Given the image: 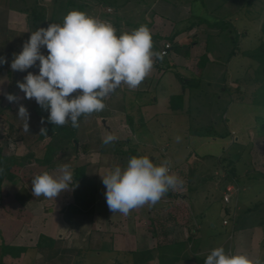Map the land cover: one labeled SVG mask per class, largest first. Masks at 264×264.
Returning a JSON list of instances; mask_svg holds the SVG:
<instances>
[{
	"label": "crops",
	"instance_id": "obj_1",
	"mask_svg": "<svg viewBox=\"0 0 264 264\" xmlns=\"http://www.w3.org/2000/svg\"><path fill=\"white\" fill-rule=\"evenodd\" d=\"M196 1L197 0H156L152 7L146 11L144 22L151 31L152 39L155 37H160L162 39L158 45L161 51L166 42H170L172 48L167 56L161 55L162 58L155 60L153 71L139 87L131 90L127 85L122 84L121 87L104 100L106 108L103 111L91 115H84L83 118L79 119V127H77L78 136L80 142L86 147V151L81 148V146L74 145L72 142L65 149L58 151L53 162L49 165L42 163L45 152L41 156L42 158H38L35 153L31 152L30 159L32 158L40 164L37 168L38 173L35 172L36 169L33 168L34 166L27 164L26 160L21 162L22 165L17 167V170H20V168L21 170H23V168H28L29 174L25 181H31L35 175L43 171L58 174L57 169L63 164L70 166V171L73 176L75 168L87 166L86 178L82 181H78L75 185H72L71 182L70 189L62 192V194L65 193V195L67 193L65 198L67 202L65 204L60 201V199L62 200L63 198L60 195L55 200L45 199L42 196L38 198L34 197L32 195L31 183L25 186L21 185L17 188H14L13 182L5 181L3 183L0 191V264H9V261H19L32 254H36L42 259V255L36 249L40 236L45 235L56 240H61L63 244L66 242L64 231L66 228L69 229L73 226L74 231H77L78 238H74L78 239L76 241L77 245L72 242L71 246L65 247L74 250L86 249V252L93 251L103 253L107 251H98L93 244L99 247L100 243L104 244L105 242L113 248L109 252L124 255L126 258L128 256L130 262L127 261V264H159L158 246L184 242L190 237L187 236L185 238L183 234L181 235L179 228H177L180 224H175L172 220L174 218L172 215L175 213L173 207L176 203L174 197L166 206L160 204L159 201L154 206L145 205L135 209L127 216L119 212H111L106 203V188L102 183L101 176L105 175L115 166L125 167L128 162V154H125L126 150L131 147L138 153L136 146L146 144L145 139H147L149 135H151V138L152 134L154 136L152 130H157V128L166 130L162 135H158L157 139L161 138L159 140H166L169 138L167 137L171 133L169 128L172 129V124L175 122L176 118L178 119L176 115L180 113L182 115L189 113L192 99V94L189 90L190 86L187 85V83L183 84L177 78L175 72H178L186 81L199 80L202 79L201 77L203 74L209 69L208 65L216 62L212 56V52L207 47L208 41L205 39L207 36V31L204 29L205 25H183L192 15L199 16L198 13L193 12L194 3ZM87 5L88 7L86 10L88 15L97 17L95 12L97 8L91 0H87ZM102 8L105 10L104 12H106L107 8L113 9L111 17L116 23L118 36L125 32V25H133L130 19H127L125 16L121 17L117 15L115 13V7L108 6L105 8L102 6ZM2 12L6 13L7 21L4 24H0V57L5 58L7 63L0 64V96L6 99L5 93H11L18 97V100L13 102V106L8 103L3 107H7L8 112L18 113V108L22 104L27 108L33 119L34 115H36L38 119L41 120V114H45V121L48 111L43 110L34 99L29 100L24 98L25 94L17 86L18 81L23 82V78L27 75V72L30 71L34 74H38V67L34 66L25 72L12 71L10 67L13 54L19 53L22 50L23 43L29 39L31 32H33L32 28L26 24V22L22 23L23 20L26 21L27 15L14 10H2ZM56 23H58V20ZM47 26L48 25L44 27ZM135 26L139 25L135 24ZM175 31L179 32L178 35L173 41H169V38ZM243 34L244 32L240 33L236 28H233V35L231 34L232 37L230 38L232 39L237 36L239 44L241 42L240 40L243 42L245 39ZM201 35L204 36L202 37ZM155 41L157 40L155 39ZM153 45V50L156 51L155 43H153ZM239 46L240 45H238V47ZM41 51L47 55L46 48H42ZM187 52H189V57L185 55ZM205 54H207V60H199ZM239 54L240 52L237 51L235 55ZM38 63L39 62H37V64ZM179 95H183V99H175V101H172ZM171 118L173 119L171 120ZM36 120L37 119H34V123ZM224 120L227 122L229 117L224 116ZM183 121H185V119ZM252 122L253 121L245 123L247 124L245 130H249L248 127L254 125ZM28 123L29 127L36 126L31 121H28ZM69 124L70 122L65 126ZM20 125H24V121L21 119L10 126L12 129H19ZM240 130L241 129H239L237 125H234L231 130L228 131L229 135L226 139L229 140L230 146L236 142L241 143L246 139L250 140L252 143V150L261 144L259 140L262 139V144H264L263 132L259 133L260 136L256 137L257 140H253V133L249 135L247 132L244 137L238 136ZM108 134H112L116 137L114 140L115 142L124 144L122 148L125 152L123 151L116 155L112 143L107 145L103 143L104 137ZM46 140L47 138L41 141L43 143ZM35 142L39 143L40 140L37 138ZM252 150V161L258 168V172L261 173L260 175L264 177V150L262 153L258 154H256V150ZM16 153L17 152H13L12 157H24L21 155L17 156L19 154ZM4 155L8 156L6 153ZM139 155L142 156L141 154ZM148 156L151 157L154 163H160L157 160L160 158L158 153L155 156L154 152L151 151ZM220 156V164H222L221 166H225V173H229L228 176L230 180H238L235 161L223 157L222 154ZM171 167L174 169L173 174H185L184 165H175ZM232 169L234 173L230 172ZM31 171L34 173H31ZM20 176L21 175L18 173L17 179H21ZM90 179H92V185L89 190L90 194H88L86 198L87 200L89 198L92 199V203L84 204L79 201L80 198H84V193L80 192L81 194L79 193L78 197L76 189L78 192L82 187L80 184ZM19 192L22 194L21 197L17 196ZM68 195L70 196L68 197ZM69 198L70 200H68ZM12 201L18 206L20 213L18 212L16 214L13 211ZM261 202L262 201H260V203ZM71 205H74L75 209L73 210L72 217H69L70 215L66 216L67 221H65L64 212L66 208ZM259 207L260 206L246 207V210L252 212ZM30 209L34 212L30 213L29 211H32ZM163 210L166 211L165 213H167V216L172 222L171 220L164 219L165 215L162 214L163 212L161 213ZM190 214L194 215L192 210ZM14 216L18 220L22 216L23 222H21L20 225L15 223L17 226H13L12 220ZM23 216L27 218V220L30 219V221H25ZM56 217L60 219V225L58 226L54 224V218ZM153 217L157 219L162 218L161 221H166L165 224L169 227L168 230L165 232L161 231L162 233L158 231L155 232V234H144L140 223L143 222V219ZM9 218L12 220L10 221ZM34 219H38L37 221L42 225L43 229L41 231H39V229L37 230L38 234L36 240L32 242L33 233H36V228L33 227L32 229L30 224L33 223ZM262 222L263 223L259 222L246 227L243 226L238 230L235 229L232 236L235 246L229 254L246 253L253 259H261L263 253L262 247L264 245V221ZM126 224H128V228ZM134 224H137L140 230H138ZM226 225H229V222ZM25 233L28 236H26ZM191 238L199 242L198 235ZM3 244L24 246L28 248V252L24 253L20 259L4 256L2 252ZM127 246L131 247L128 248ZM122 247L125 248L123 249ZM149 250L150 256L143 259L141 254ZM209 253L210 252L204 253L200 249V243H197L195 251L192 252L190 248L182 251L180 253V261H177L175 264H203L199 258L207 257Z\"/></svg>",
	"mask_w": 264,
	"mask_h": 264
},
{
	"label": "rangeland",
	"instance_id": "obj_2",
	"mask_svg": "<svg viewBox=\"0 0 264 264\" xmlns=\"http://www.w3.org/2000/svg\"><path fill=\"white\" fill-rule=\"evenodd\" d=\"M155 1L118 0L119 7H116L115 13L121 17L125 16L133 23V25H125L124 31L131 32L133 29L145 25L146 11L152 7ZM36 3L41 6H49L50 12L54 10V0H0V24H4L7 21V15L2 10L21 11L34 6ZM60 4L64 5L62 1L55 5L56 19L58 21L63 19L65 15V9ZM95 7L97 8L95 10L96 15L100 17L105 10L100 5H96ZM193 12L198 13L206 21L223 20L227 22V24L215 27L205 24L204 27L205 31H207L205 38L208 41L207 47L212 52V56L216 62L208 65L209 69L203 74L202 79L191 82L189 89L192 94L190 111L188 114L182 115L180 113L176 115L178 119L176 118L172 124L173 128H169L171 132L167 136L169 138L159 140L161 138L157 139L158 135H162L166 130L158 128L157 130H152L154 136L152 134L151 138V135H149L145 139L146 144L142 146L137 145L136 150H138V153L137 151L136 153L148 156L153 151L155 156L157 153L159 154L160 158L157 159L159 162L169 160L170 165L173 167L175 165L185 166V174L180 173L177 175L183 181V184L176 190H171L176 202L173 207V211L175 212L172 215L175 218L172 219L173 222L180 224L177 228H179V232L185 238L187 236L196 237L198 235V243H200V249L204 253L210 252L218 246H223L226 252L229 253L235 246L232 240L235 229L238 230L243 226L246 227L259 222L263 223L262 221H264V177L260 175L261 173L258 172V168L252 161V143L250 140L245 138V141L241 143L236 142L230 146L229 140L226 137L214 136V133H228L234 125H237L241 129L238 136L244 137L247 132L249 135L253 133V140H257L256 137H259V133L264 130V106L255 103L253 101L254 95H252L258 88L259 82L248 80L249 77L253 76H258L259 79L264 78L262 67L255 59L243 54L241 55V51L256 50L264 42V36L261 32L264 20V0H197L194 3ZM25 22L30 26L27 16L26 21L23 20L22 23ZM193 22H195V19H190V21L185 22L183 25H190ZM135 24L139 26H135ZM233 28H236L240 33L244 32L243 36L245 39L243 42L240 40L241 42L238 44L240 45V54L231 56L236 43L230 38L232 37L230 30ZM161 41L160 37H158L157 41L153 38V43L156 46ZM240 86L241 92L238 91ZM8 103L11 106L14 105L13 102H9L0 96V108ZM48 115L46 114V120ZM224 116L229 117L227 122L224 120ZM30 117L29 121L33 123L34 119H37L34 123L36 126H30L29 132H25L23 125H20L19 129H12L10 126L19 120L16 112H8L7 110L0 114V144L4 154L12 156L13 152H17L16 154H19L17 156L26 157L33 152L38 158H42L41 156L44 154L48 146L47 144L53 142L52 135H48L46 137L47 140L43 143L42 141L39 143L35 142L40 134L41 127L47 121L45 120L44 124H41V120L36 115H34V119L31 115ZM184 119L185 121H183ZM250 121H253L254 125L249 126V130H245L247 127L245 123ZM201 131H204L207 135H199L198 133ZM177 137H180L179 142L176 140ZM259 142L261 144L253 149L256 150V154L262 153L264 150L262 139ZM221 154L223 157L235 161L238 180L235 181L233 178V180H230L229 173H225V166H221L222 164H220ZM149 158L151 159V157ZM26 162L30 166H34L35 172L38 171L37 168L40 165L38 161L27 158ZM28 171V168H23V170L20 168L17 171L21 175V179H16L13 182L14 188L31 183V181H25L28 178ZM171 172L174 173L172 167ZM31 173L34 172L31 171ZM91 180L82 182L80 184L82 187L78 192L76 189L78 197L80 192L84 193V198H80L79 200L81 203H92V199L89 198L87 200L86 198L90 194ZM227 185H232L235 188L229 202L224 201L223 188ZM20 192L17 196L21 197L22 194ZM60 196L63 197L60 201L65 204L67 202L65 199L67 193L66 195L65 193H61ZM173 197H169L166 194L160 200V204L166 206ZM260 201L262 202L260 203ZM11 204L14 208L13 211L17 214L20 209L15 205V202L12 201ZM254 206L260 207L258 209L253 208L254 210L251 209L253 210L252 212L246 210L248 207ZM74 209V205L66 208L64 212L65 221H67L66 216L70 215L69 217H72ZM191 210L194 215L190 214ZM29 212L33 213L34 211ZM165 212V210L161 211L165 215L164 219L171 220ZM9 219L10 221L12 220L11 218ZM54 219V224L60 225L59 217ZM24 220L30 221V219L27 220L25 217ZM37 220L34 219L33 223L30 224L32 229L33 227L36 228V233H33L32 242L36 240L37 230L41 231L43 229ZM161 220L162 218L157 219L153 217L143 219V222L140 221L144 234L167 231L169 227L165 224L166 221ZM225 220L229 222V225L224 224ZM12 222L13 226H17L15 223L20 225L23 222L22 216L19 220L14 216ZM134 226L140 230L137 224H134ZM73 227L66 228L64 231L66 242L62 246H71L72 242L76 243L78 240L74 239L78 238V236L77 231H74ZM126 227L128 228V224H126ZM25 235L28 236L26 233ZM93 245L96 248L98 247L96 244ZM122 248L124 249L125 247ZM262 248L261 260H264V245ZM86 251V249L82 251L84 254L82 256H75L76 251L71 252L65 256V263L74 264L77 260L84 264H127V261L130 262L128 256L126 258L124 255H118L114 252L97 253ZM9 264H43V262L36 254H32L19 261H9ZM57 264H60V262Z\"/></svg>",
	"mask_w": 264,
	"mask_h": 264
},
{
	"label": "clouds",
	"instance_id": "obj_3",
	"mask_svg": "<svg viewBox=\"0 0 264 264\" xmlns=\"http://www.w3.org/2000/svg\"><path fill=\"white\" fill-rule=\"evenodd\" d=\"M42 48L47 49V55ZM153 48L152 34L146 25L118 36L110 22L70 10L62 24L50 23L31 32L22 50L13 54L10 67L20 72L38 67V74L29 71L23 82H17L24 98L34 99L48 111L47 121L54 126L71 122L77 128L82 115L103 111L104 100L122 84L131 90L142 84L153 71L155 60L162 58ZM4 63L7 60L0 57V64ZM5 97L9 102L18 100L11 93H5ZM17 117L24 121L23 130L29 132L30 114L22 104ZM44 122L42 117L41 124ZM40 134L47 135V129L41 127ZM115 139L108 134L103 143L107 145ZM176 140L179 142L180 137ZM57 172L35 175L31 180L32 195L55 200L69 190L73 179L70 166L60 165ZM101 178L109 210L124 216L145 205L154 206L183 184L171 172L169 160L156 164L147 155L132 156L125 167L115 166ZM204 264H264V260L246 253L229 254L218 246L210 251Z\"/></svg>",
	"mask_w": 264,
	"mask_h": 264
},
{
	"label": "trees",
	"instance_id": "obj_4",
	"mask_svg": "<svg viewBox=\"0 0 264 264\" xmlns=\"http://www.w3.org/2000/svg\"><path fill=\"white\" fill-rule=\"evenodd\" d=\"M61 1L64 3V5L60 4V6L65 9V12H64L65 15L72 9L79 10V11H82L88 14V12L86 11L88 7L87 0H54V4L57 5ZM91 2L95 6L100 5L103 7H108V6H112L115 8L119 7L118 0H112V1L110 0L109 1L108 0H91ZM55 5L53 6L54 10L52 12H50L49 6H41L38 3H36L34 6L30 8H25L21 10L20 12L25 13L27 15V19L30 24V27L32 28V31H35L39 27H44L50 23H56L57 14L55 11L56 10ZM111 14L104 12L103 14L100 15V17L109 19L114 24V27L117 30L116 23L113 21ZM190 19H193V20L195 19V22L192 23V26L207 24V26L215 27V26H221L222 24H227V22L223 20H215L213 22H210V21H206L200 16H193V15L190 17ZM190 19L188 21H190ZM58 23L62 24L63 19L59 20ZM261 32H262V35L264 36V20L262 23ZM178 33H179L178 31H175L172 34V36L169 38V41H173L174 38L178 35ZM231 34L233 35V29L230 30V35ZM155 39L158 40L157 37H155ZM231 40L233 42H236L235 49L231 53V56H233L237 53V51H239L238 41H237L238 38L237 36H235ZM155 49L158 53H161V49L159 46L155 45ZM241 54L248 56L249 58L255 59L262 67V73L264 74V42H262L261 45L258 48H256V50L241 51ZM185 55L189 57V52H187ZM199 60H207V54L203 55ZM175 74L177 78L183 84L187 83V85L189 86L191 85L192 81H186L178 72H175ZM248 80H251V81L254 80L255 82H259L258 88L254 91V94H252L254 95L253 101L255 103H258L259 105L264 106V78L259 79L258 76H253V77H249ZM240 88L241 86L238 88V91L241 92ZM243 92H244V88H243ZM255 96H256V99H255ZM175 99L181 100L183 99V95H179L175 97L174 100L172 101H175ZM172 106H173V103H172ZM6 111H7V107L0 108V114ZM41 116L45 119V114H41ZM83 117L84 115H82L80 119ZM70 125H71V122L67 126L64 125L62 127H57L47 121L46 125L43 126L47 129V135L39 134L38 140L41 141L45 139L48 135H52V138H53V142H51L46 148L44 158L42 160L43 164L45 165L51 164L57 152L65 149L72 142L74 143V145H79L83 149L86 148L84 144L80 142V139L78 136V128H74ZM263 133H264V130H263ZM198 134L207 135V133H205L204 131H201ZM228 135L229 134L227 132L214 133V136H219L222 138H225ZM112 144H113V150L116 153V155L124 151L122 148L124 144L115 142V141H113ZM125 154H128V159L132 156H140L131 147H129V149L126 150ZM30 157H31L30 154L22 158L6 156L3 154V150L0 144V191L5 181L14 182L18 178L17 167L22 165L21 162H24L27 158H30ZM230 172L234 173V170L232 169L230 170ZM86 173H87V166H81V167L75 168L72 185H75L78 181L84 180L86 178ZM167 195L169 197L174 196L171 190L167 193ZM197 243L198 242H196L194 239L189 237L184 242H176L173 244L158 246L157 249L159 252V255H158L159 264H175L177 261H180L181 259L180 253L182 251L188 248H190L192 252L195 251L197 247ZM36 249L42 255V260H43V263L45 264H57L59 262L60 264H66L65 263L66 255L70 254L73 251H76L75 256H82L83 255L82 251H84L83 249L74 250V249L62 246L61 240H56V239L50 238L45 235L40 236ZM112 249L113 248L107 245L105 242L104 244L100 243L99 247L96 248V250L98 251H111ZM2 252L4 256H11L14 259H20L24 253L28 252V248L24 246H11V245L3 244ZM141 255L143 259L148 258L150 256V250L143 252ZM205 259L206 257H203L201 259L199 258V260L203 264H204ZM74 264H84V263H81L79 260H77Z\"/></svg>",
	"mask_w": 264,
	"mask_h": 264
},
{
	"label": "built area",
	"instance_id": "obj_5",
	"mask_svg": "<svg viewBox=\"0 0 264 264\" xmlns=\"http://www.w3.org/2000/svg\"><path fill=\"white\" fill-rule=\"evenodd\" d=\"M112 12H113L112 8H107L106 13L111 14ZM98 18H100L102 20H106V21L110 22L114 26V24L109 19H105V18H102V17H98ZM171 48H172V44L170 42H166L164 44L163 50L161 51V55L162 56H167L169 54V51L171 50ZM234 191H235V188L232 185H228V186H226L224 188L223 192H224V201L225 202H229L230 201L231 195L234 193ZM227 223H228V221H225V224H227Z\"/></svg>",
	"mask_w": 264,
	"mask_h": 264
}]
</instances>
